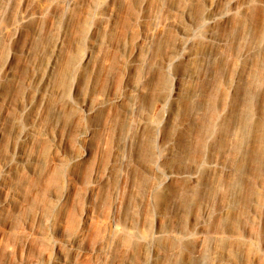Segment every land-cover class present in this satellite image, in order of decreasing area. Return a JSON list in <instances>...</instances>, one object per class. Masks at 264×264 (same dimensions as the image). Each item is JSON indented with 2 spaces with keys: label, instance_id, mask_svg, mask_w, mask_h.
<instances>
[{
  "label": "rangeland",
  "instance_id": "rangeland-1",
  "mask_svg": "<svg viewBox=\"0 0 264 264\" xmlns=\"http://www.w3.org/2000/svg\"><path fill=\"white\" fill-rule=\"evenodd\" d=\"M0 264H264V0H0Z\"/></svg>",
  "mask_w": 264,
  "mask_h": 264
},
{
  "label": "bare ground",
  "instance_id": "bare-ground-1",
  "mask_svg": "<svg viewBox=\"0 0 264 264\" xmlns=\"http://www.w3.org/2000/svg\"><path fill=\"white\" fill-rule=\"evenodd\" d=\"M47 67L50 69V66H49V65H48ZM72 243L75 244V243H77V241L74 239V240L72 241Z\"/></svg>",
  "mask_w": 264,
  "mask_h": 264
}]
</instances>
